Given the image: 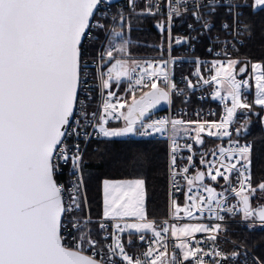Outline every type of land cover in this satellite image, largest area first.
Wrapping results in <instances>:
<instances>
[{
  "label": "snow or ice",
  "instance_id": "obj_1",
  "mask_svg": "<svg viewBox=\"0 0 264 264\" xmlns=\"http://www.w3.org/2000/svg\"><path fill=\"white\" fill-rule=\"evenodd\" d=\"M113 8L114 0H0V264H264V246L249 251L226 226L239 216L264 227V179L253 177L248 141L252 117L264 130V60L243 59L237 47L254 34V17L264 21V0H127ZM187 17L196 35L174 36L173 20ZM144 20L157 22L160 44L143 47L158 56L137 55L132 34ZM217 28L230 39L213 36ZM205 37L215 58H195V81L183 77L180 88L174 47L194 51ZM203 86L224 106L218 120L153 118L161 103H188ZM204 135L227 143L200 153L201 170L193 144ZM156 137L169 142L170 219L148 218L146 181L136 178L104 179L102 216L93 220L82 145L123 143L124 163L143 171L153 161L139 145ZM109 154L97 157L102 165Z\"/></svg>",
  "mask_w": 264,
  "mask_h": 264
},
{
  "label": "trees",
  "instance_id": "obj_2",
  "mask_svg": "<svg viewBox=\"0 0 264 264\" xmlns=\"http://www.w3.org/2000/svg\"><path fill=\"white\" fill-rule=\"evenodd\" d=\"M256 29L254 34H250L251 39L244 38V44L239 48L241 58L251 62L264 60V21L260 16L254 17ZM137 27L139 31L133 32V37L141 45L137 55L158 56L155 47H143L144 45L156 46L161 42V36L156 32L151 20L142 21ZM253 95V94H252ZM259 111V110H257ZM251 141L253 149V177L256 180L264 179V130H261L259 121L252 127ZM141 143L139 148L146 149L152 157V165L143 171H137L132 162L127 164L124 160L130 155L127 146L120 142L111 144L92 142L85 152L84 182L88 198V207L92 218L98 219L103 211V190L102 181L110 180H130L144 178L146 181V209L149 219H158L167 214V148L164 142L148 141ZM105 149L110 150V154L104 159L111 163L101 164L97 157L102 156ZM119 161V162H117ZM260 204L262 201H254ZM230 237L237 242H247L249 250L264 246V227H234ZM254 246V247H253Z\"/></svg>",
  "mask_w": 264,
  "mask_h": 264
},
{
  "label": "built area",
  "instance_id": "obj_3",
  "mask_svg": "<svg viewBox=\"0 0 264 264\" xmlns=\"http://www.w3.org/2000/svg\"><path fill=\"white\" fill-rule=\"evenodd\" d=\"M127 4V0H124L120 3L114 4V8L113 10H115V8H121L124 7ZM219 12L221 14H223L224 9L221 8L219 9ZM164 17H160V20L163 21ZM152 21V25L154 27V29L156 30V32L160 35L158 29L156 28V21L155 20H151ZM189 24H195V22L190 18L187 17L183 20L181 19H174L173 20V35H180V36H186V35H193L195 36L196 33L195 32H191L188 28ZM221 37V39H230V37H225L223 33H219L218 32V28L217 31H214L212 33L213 36L218 35ZM161 36V35H160ZM245 37H240V39H242L244 41ZM244 44V43H243ZM213 45H210L208 43V38H202L200 42H196L194 43L193 47H194V51L190 50L188 45H184L182 47H174V50L172 52V55L174 57H180L182 58V62L179 63L176 66V81L178 83V85L180 86V88H184L185 85L182 83V79L183 77H189L191 76V78L195 81V77L192 76V74L195 71V64H194V59L195 58H201L202 60L205 61H210L212 59L215 58L214 53L213 54H209L206 51V48L208 47H212ZM238 48L241 47V45H237ZM220 48L218 46H216L215 51H219ZM203 74L205 75V77L208 76V70L207 68H203L202 69ZM126 87V85H123L121 88V92L120 94L123 95L124 93V88ZM212 89L208 88V86H203L202 88L196 90L195 92H190L188 93V95L191 96V100L188 103H182V99L181 98H177L175 100V102L172 105H166L165 108H163L162 110L153 112V118H162V117H167V116H171L173 118H183L184 120H196V119H207V120H218L222 114H223V104L220 103L218 100L214 101L211 100L210 96L208 95L209 92H211ZM139 94V93H138ZM200 96H206L208 97L207 99L204 100H200L198 99V97ZM252 97V89L248 91V99L251 100ZM98 100L96 102H94L91 106L90 110H94L97 106ZM212 112V115H209V112ZM197 113H199V116H197ZM182 114V115H181ZM240 119L242 120L243 117H240ZM256 117H252V122L253 125L255 123ZM113 125L115 124V121L111 122ZM205 143L203 145H195L193 144V152L196 154L194 157V160L196 162V166L197 168H201V170H203L202 166L199 165V157H200V153L201 152H211L213 149L218 148L219 146L226 145L227 143V138H224L223 140L218 139L216 137H208L207 135L203 136ZM137 140L141 139L139 137L136 138ZM145 140L148 141H160V142H164L166 144V148H167V190H168V197H169V207H168V215L164 218H161L159 220H156L158 222H162L165 219H170L169 213H170V202H171V198L173 196V192L171 190V180H170V176H169V169H168V164H169V155H168V143L166 142L164 139L160 138V137H156V138H145ZM248 141L250 143H252L250 136L248 137ZM92 142H96V141H92ZM86 145H82V147L84 148L85 152L87 150V147L90 143ZM188 143H192L191 140L187 141ZM185 143L184 140L180 141L181 146H183V144ZM253 144V143H252ZM182 155L186 158L188 153L184 152L182 153ZM179 165H183L184 161L183 160H179L178 161ZM73 179L72 175L70 174L69 171H65V175H64V183L68 184L69 181H71ZM221 184H223V181H220ZM82 191L86 193V188H85V182L83 184L82 187ZM176 198L183 203L184 199H185V194L183 192H179V193H175ZM86 197H87V193H86ZM85 211H89V207H88V198H87V204L85 207ZM93 220H98V219H94ZM100 219V218H99ZM207 222V221H205ZM259 225V224H257ZM226 226L229 229V239L233 240L230 237V234L233 232L234 227H248L244 222H242L240 220V217L237 216L235 217V219H229L226 223ZM93 236L94 238H96V233L95 230L93 232ZM196 238H202L201 234H197ZM133 240H136V237L133 236L132 237ZM235 241V240H233ZM224 248L230 249L232 247L231 244H223ZM169 249L171 252L172 249V244L170 243L169 245ZM135 250H143L140 248L139 246V242H137V249ZM134 249H129V251H135ZM250 251V250H249Z\"/></svg>",
  "mask_w": 264,
  "mask_h": 264
},
{
  "label": "rangeland",
  "instance_id": "obj_4",
  "mask_svg": "<svg viewBox=\"0 0 264 264\" xmlns=\"http://www.w3.org/2000/svg\"><path fill=\"white\" fill-rule=\"evenodd\" d=\"M253 93L255 94V92H254V87H253ZM254 94L252 95V99L254 98ZM256 110H259V109L257 108ZM257 122H258V121L255 120V123H254L253 126H255V124H257ZM115 181H123V180H115ZM167 195H168V192H167ZM144 197H145V205H146V190H145V187H144ZM168 207H169V197H168V199H167V214H166V216L168 215ZM166 216H164V217H166ZM164 217H162V218H164ZM159 219H161V218L153 219V220H159Z\"/></svg>",
  "mask_w": 264,
  "mask_h": 264
},
{
  "label": "water",
  "instance_id": "obj_5",
  "mask_svg": "<svg viewBox=\"0 0 264 264\" xmlns=\"http://www.w3.org/2000/svg\"><path fill=\"white\" fill-rule=\"evenodd\" d=\"M123 0H114V4L118 3V2H121ZM167 105V103H161L160 105L157 106L156 109L153 110V112H156V111H159V110H162L163 108H165Z\"/></svg>",
  "mask_w": 264,
  "mask_h": 264
}]
</instances>
